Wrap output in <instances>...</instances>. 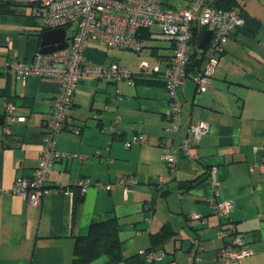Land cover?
<instances>
[{"label": "crops", "instance_id": "0c3cea01", "mask_svg": "<svg viewBox=\"0 0 264 264\" xmlns=\"http://www.w3.org/2000/svg\"><path fill=\"white\" fill-rule=\"evenodd\" d=\"M190 1L161 4L187 8ZM243 18L245 25L222 46L209 90L197 91L196 70L189 71L180 86L184 125L206 121L211 131L200 140L190 137L191 157L180 158L174 175L162 159L172 142L164 134L169 100L163 80L134 76L120 82L90 77L81 81L58 147L85 157L54 165L40 207L16 194L0 195V264H74L76 237L85 236L91 222L109 219L119 223L125 257L153 248V237L167 226L173 233L155 248L165 253L157 264H198L196 256L202 257L200 264H222L224 241L217 237L222 221L207 204L212 195L209 180L214 179L222 183V197L233 201V225L252 251L239 263L264 264V0H249ZM43 28V19L28 6L0 4V125L11 122L7 102L14 104L17 118L10 133L0 137V188L31 176L39 164L43 128L51 119L58 88L51 79L22 80L8 65L28 62L39 52ZM159 30L140 34L145 45L137 53L91 40L87 62H116L134 72L142 62L152 69L157 62L162 71L174 54V43L157 37ZM202 62L201 68L207 63ZM118 115L122 120L115 134L110 125ZM140 134L147 143L126 149L125 142ZM121 177L137 180L128 193L121 186L114 191L96 186ZM86 179L92 185L79 202L78 184ZM194 213L201 220L189 227ZM90 264H107V259L98 257Z\"/></svg>", "mask_w": 264, "mask_h": 264}, {"label": "built area", "instance_id": "2783aa9c", "mask_svg": "<svg viewBox=\"0 0 264 264\" xmlns=\"http://www.w3.org/2000/svg\"><path fill=\"white\" fill-rule=\"evenodd\" d=\"M248 2L249 0H235L231 9L224 10L215 8L212 0H191L187 8L176 9L164 8L161 0H0V4L17 3L28 6L35 17L43 19L45 31L65 27L69 33L67 48L51 53H41L39 50L28 62L16 60L8 65V69L22 80L51 79L56 82L58 89L51 119L43 128V146L38 167L31 176L17 178L11 188H0V195L16 194L29 204L40 207L42 198L48 192L47 185L54 165L58 161L81 160L85 157L77 152L61 150L58 145L70 120L69 111L77 87L83 79L89 77L109 82L132 80L134 76L163 80L169 100V125L164 128V134L172 142L162 159L174 175L180 158L191 157L194 146L190 137L200 140L211 131V125L206 121L190 122L187 125L182 122L186 111L180 97V86L189 73L194 32L196 29L206 28L213 32L211 41L201 54V58L207 63L203 68L196 69L193 76L197 91L202 93L208 91L211 86L222 46L245 25L243 14ZM153 27L160 28L157 37L174 43V54L166 69L159 71L157 65L160 64L157 62L154 69L147 62H142L136 72L116 62L109 66L87 62L85 52L91 40L101 41L110 49L141 51L145 43L140 34ZM131 83L133 84V81ZM5 108L11 122L17 121L14 104L7 102ZM121 120L122 117L118 115L111 123L113 133L119 131L118 124ZM11 122L0 125V137H6L10 133ZM146 143L147 138L140 134L134 135L124 146L128 149ZM217 171V167L213 166L211 172ZM136 183L134 178L121 177L115 183L98 182L96 186L109 191L121 186L125 188V193H128L130 186ZM209 183L212 195L207 198V204L222 221L221 229L217 233V237L224 241L220 250L221 262L240 264L239 261L251 255L252 251L248 248L243 233L238 232L233 225V201L222 197L221 181L214 179L209 180ZM91 185L92 182L88 179L79 182L81 195L87 192ZM190 219L188 226L192 227V221L201 220V217L194 213ZM147 220L151 221L150 218ZM206 222L204 218L202 223ZM136 233L142 234V231ZM199 249L204 250L202 247ZM138 255L151 264H157L165 257L162 250H140ZM202 261L201 256H196V263L200 264Z\"/></svg>", "mask_w": 264, "mask_h": 264}, {"label": "trees", "instance_id": "16d2710c", "mask_svg": "<svg viewBox=\"0 0 264 264\" xmlns=\"http://www.w3.org/2000/svg\"><path fill=\"white\" fill-rule=\"evenodd\" d=\"M235 0H214L213 5L216 8L224 10L231 9L234 6ZM206 29H196L193 35L192 50L193 53L190 59L189 71L200 69L203 65L199 44ZM45 32V29L42 30ZM78 201L82 202V196L79 194ZM210 207V206H209ZM89 227V231L85 236H77L74 244L73 260L74 264H90L98 259L104 257L107 259V264H120L123 261H131L133 264H143L138 255L133 257H125L121 246V239L119 234V223L115 219L108 221H93ZM222 226V222H221ZM163 232L153 237V248L155 250L158 245L164 243L173 233L170 228L164 226Z\"/></svg>", "mask_w": 264, "mask_h": 264}, {"label": "water", "instance_id": "95a60500", "mask_svg": "<svg viewBox=\"0 0 264 264\" xmlns=\"http://www.w3.org/2000/svg\"><path fill=\"white\" fill-rule=\"evenodd\" d=\"M212 30L207 29L203 35V39L199 44V49L204 50L207 44L212 39ZM69 39V33L65 27L61 29H53L50 31H46L42 33L41 43H40V52L41 53H51L57 50H63V48H67ZM4 121H0V124Z\"/></svg>", "mask_w": 264, "mask_h": 264}, {"label": "rangeland", "instance_id": "374dc122", "mask_svg": "<svg viewBox=\"0 0 264 264\" xmlns=\"http://www.w3.org/2000/svg\"><path fill=\"white\" fill-rule=\"evenodd\" d=\"M144 51H147V50H144ZM135 53H137V52L135 51Z\"/></svg>", "mask_w": 264, "mask_h": 264}]
</instances>
